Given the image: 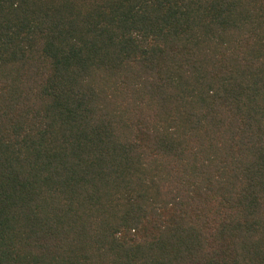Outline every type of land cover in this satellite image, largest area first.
I'll return each instance as SVG.
<instances>
[{"label": "trees", "instance_id": "trees-1", "mask_svg": "<svg viewBox=\"0 0 264 264\" xmlns=\"http://www.w3.org/2000/svg\"><path fill=\"white\" fill-rule=\"evenodd\" d=\"M0 264H264V0H0Z\"/></svg>", "mask_w": 264, "mask_h": 264}]
</instances>
